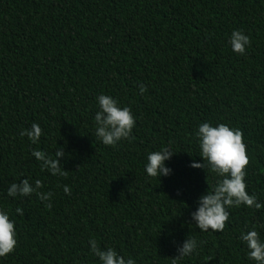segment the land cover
<instances>
[{
    "label": "trees",
    "instance_id": "16d2710c",
    "mask_svg": "<svg viewBox=\"0 0 264 264\" xmlns=\"http://www.w3.org/2000/svg\"><path fill=\"white\" fill-rule=\"evenodd\" d=\"M234 30L251 39L244 55ZM99 95L131 108L134 139H96ZM34 122L38 144L20 135ZM203 122L242 130L246 191L264 204V0H0V210L17 233L0 264H100L90 239L136 264H172L188 237L197 253L177 264H255L239 236L256 225L264 240V208L228 209L223 232L192 219L217 179L190 167L204 162ZM164 146L170 174L148 177L147 155ZM60 148L67 176L41 171L32 150ZM26 178L51 200L8 197Z\"/></svg>",
    "mask_w": 264,
    "mask_h": 264
},
{
    "label": "clouds",
    "instance_id": "9594fccd",
    "mask_svg": "<svg viewBox=\"0 0 264 264\" xmlns=\"http://www.w3.org/2000/svg\"><path fill=\"white\" fill-rule=\"evenodd\" d=\"M232 51L244 55L246 48L251 46V39L242 30H234L230 37ZM140 94L143 95L147 88L141 84ZM99 111L94 116V135L96 139L105 146L116 147L123 140L131 141L133 128L135 127V117L130 107H120L119 102L109 95H99L97 97ZM43 130L38 123H32L30 129L20 132V135L27 136L32 144H38ZM200 149L199 155L203 158V163L193 162L192 168L204 169L207 173L214 174L216 183L210 190L199 197V208L193 212L192 219L195 226L201 232H223L226 222L229 220L228 209L245 206L249 209L260 210L264 204L258 202L255 194L249 195L246 191L245 177L246 168L250 163L247 155V146L243 142V132L239 128H232L226 123H219L213 126L210 122L199 124L195 132ZM175 151L164 146L158 151L147 155L145 171L148 177L156 178L167 176L171 170L165 167V161L169 160ZM32 156L40 162L41 171L47 170L52 176L66 177L65 171L60 164L58 157L64 156L63 148L50 155L44 151L33 149ZM44 185L39 179L34 184L29 179H24L19 183H12L7 196L15 198L31 197L33 194L40 201H50L52 192H43ZM65 194L71 195V188L68 185L63 187ZM45 207L51 209L50 202ZM16 213L24 216L22 208L17 207ZM247 227V225L245 226ZM17 233L15 222L10 220L8 213L0 210V257H6L12 253L17 246ZM240 241L247 248V258L255 264H264V240L261 239L256 225H252L248 231H241ZM201 244L203 241L200 242ZM90 252L97 257L100 264H136L130 256L125 259L123 255L112 248L102 249L97 240L90 239ZM198 242L195 237H188L182 248H178V256L172 259V264H177L179 260L197 253Z\"/></svg>",
    "mask_w": 264,
    "mask_h": 264
}]
</instances>
